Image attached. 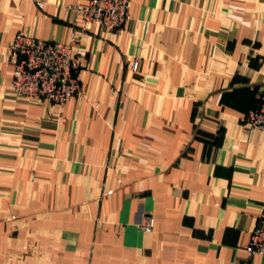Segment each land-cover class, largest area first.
I'll return each mask as SVG.
<instances>
[{
	"label": "crops",
	"instance_id": "1",
	"mask_svg": "<svg viewBox=\"0 0 264 264\" xmlns=\"http://www.w3.org/2000/svg\"><path fill=\"white\" fill-rule=\"evenodd\" d=\"M87 2L0 0V264H264L245 252L264 216V132L246 123L264 0H131L112 33L68 9ZM17 34L74 38L80 96L14 94Z\"/></svg>",
	"mask_w": 264,
	"mask_h": 264
},
{
	"label": "built area",
	"instance_id": "2",
	"mask_svg": "<svg viewBox=\"0 0 264 264\" xmlns=\"http://www.w3.org/2000/svg\"><path fill=\"white\" fill-rule=\"evenodd\" d=\"M34 1V0H32ZM131 0H88L86 5H74L72 11L82 26L94 24L106 33L121 29L129 21ZM42 8V3L37 2ZM74 38L68 44L50 43L31 36L17 34L8 48V64L12 71L10 90L28 101L46 100L63 106L80 96L81 57L73 52ZM137 64L133 65V69ZM246 123L264 132V88L256 107L246 115ZM152 220L143 226L150 231ZM248 259L264 258V216L252 230L245 246Z\"/></svg>",
	"mask_w": 264,
	"mask_h": 264
}]
</instances>
